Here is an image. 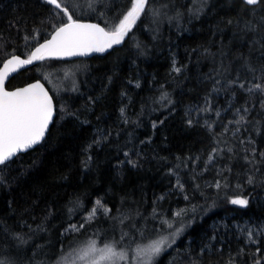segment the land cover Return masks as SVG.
<instances>
[{"label":"trees","instance_id":"obj_1","mask_svg":"<svg viewBox=\"0 0 264 264\" xmlns=\"http://www.w3.org/2000/svg\"><path fill=\"white\" fill-rule=\"evenodd\" d=\"M89 3L65 6L74 19L104 26L130 7V0ZM150 4L159 15L146 9L122 46L88 58L44 60L8 81L15 88L43 80L56 117L42 143L0 166V259L64 264L92 239L98 247L119 242L131 259L137 245L171 231L164 230L161 213L171 220L195 205L197 211L183 217L190 226L154 264H264V242L257 253L217 222L264 221V96L245 91L256 82L245 63L257 76L264 67V0L255 6L243 0ZM58 11L46 0H0V61L27 56L48 38L66 22ZM164 92L168 97L161 100ZM194 106L227 107L236 120L240 109L246 122L212 127L194 116ZM213 149L222 151L208 163ZM217 181L226 187L216 189ZM236 195L248 198L247 207L229 203ZM98 199L111 211L98 209L86 222Z\"/></svg>","mask_w":264,"mask_h":264},{"label":"snow or ice","instance_id":"obj_2","mask_svg":"<svg viewBox=\"0 0 264 264\" xmlns=\"http://www.w3.org/2000/svg\"><path fill=\"white\" fill-rule=\"evenodd\" d=\"M46 2L60 10L56 15L63 14L66 16V22H62L59 26L54 27L51 39H46L43 43H40L27 55V58L22 59L20 56L13 54L10 59L0 61L3 64V67L0 68V166L8 165L13 157L39 144L45 137L55 111L53 97L49 95L48 90L39 81L24 88H18L13 91L7 90L4 85L11 72L25 65H30L34 61L82 56L94 52L104 53L116 45H121L125 41V37L132 31L146 9L153 16L159 15L158 10H154L151 7L150 0H130V7L120 13L117 22L101 26L98 23H84L79 19H74L72 13L69 12V7L65 6V4H70V0H63V2L62 0H46ZM102 2L103 0H90L89 7H92L93 3ZM202 2L206 3V0H202ZM243 2L247 5L255 6L259 5L261 0H243ZM99 15L103 17L104 13H100ZM262 22H264V18H262ZM247 27L251 31L256 30L255 25H251L250 23ZM32 38L35 39V37ZM245 66L256 79V82L250 83L245 91L249 94L259 93L264 96V82H261L264 79V67L260 69L261 75L257 76L255 68L247 64V62ZM174 71L179 73L181 69L174 67ZM229 83H236V81H229ZM238 86L242 89L244 88L243 83H240ZM167 97L168 93L164 92L160 99L165 100ZM260 106L264 108V101L261 102ZM207 110H210V108L204 109V111ZM243 111L247 114L249 110L245 107ZM123 113L124 109H121V114L123 115ZM236 113L238 119L230 123H235L236 125L245 123L246 115H242L240 109H237ZM188 123L191 125L192 120L189 119ZM155 126L154 123L153 127ZM218 151L222 150L213 149V152L209 154L208 163L212 162L214 155ZM228 151L231 152L232 149H228ZM260 155L264 157V153H260ZM252 156H255L254 149ZM245 158L248 159L247 156ZM249 163H255L254 159L249 160ZM133 166H135L134 163ZM0 172H2V168H0ZM4 182V176L0 175V184ZM247 182L248 184H253L254 178L249 176ZM177 187L183 190L179 177H177ZM214 187L219 190L222 187H226V185H222L217 181ZM160 199H163V197H160ZM185 199H188V197L185 196ZM229 203L240 207H247L249 200L242 195H236L229 200ZM95 205L86 217V222H90L95 218L98 208L104 214L111 211L99 199L95 201ZM196 211L197 206L195 205L191 206V208L180 209L174 213L171 220L163 218V214L161 213L162 219L160 222L164 226V230L171 231L168 234L161 232L158 238L151 240L147 245H137L134 250L136 264H154L155 258L166 248H170L184 228L190 226L191 221L189 220L186 223L183 217L187 216L189 212L195 213ZM177 221L179 222L178 227L176 226ZM79 227L82 228L83 225ZM70 228L73 231L79 230L76 225H71ZM253 231L252 229L247 231V238L249 241L256 242L253 238ZM258 231H264V229ZM16 238L21 244L27 243V240L20 234H17ZM122 241L123 236L121 237ZM118 243L113 241L105 243L103 247H98L97 240L92 239L86 247L80 250L77 259L85 261L86 264H119L120 261L127 260L128 256L123 248L118 250ZM259 251V248H257V253ZM0 264H10V262L0 259ZM64 264H76V261L68 257L65 258ZM229 264H233V262L230 261ZM254 264H260V260L257 259Z\"/></svg>","mask_w":264,"mask_h":264},{"label":"rangeland","instance_id":"obj_3","mask_svg":"<svg viewBox=\"0 0 264 264\" xmlns=\"http://www.w3.org/2000/svg\"><path fill=\"white\" fill-rule=\"evenodd\" d=\"M206 108L207 107L201 108L200 106H194L193 108H191V111H193V114L196 118L202 119L203 121L207 122V124H209L212 127H214L216 124H223V125L229 126V122H233L236 120L234 118L233 113L227 110V107L224 108L220 106L216 110H213L212 107H208L210 108V110L204 111V109ZM217 113H219V115H217ZM217 222L222 224L225 228H229L232 231L235 230L236 232H238L240 234V236H238V239L243 236L246 239L247 243L253 246L256 252H257V248H259V250L261 249L260 246L264 242V231H258V230L264 229V221H259V220L256 221L253 219H246L242 221H231V220L229 221L225 218V220H219ZM249 229L254 230L253 238H254V241L256 242H252L248 240L247 231ZM216 237H217V234L214 235L213 239H215ZM175 242H176V239H175ZM174 246H175V243L172 244L170 248ZM170 248H166V250H169ZM79 253L80 251L76 253V255L75 253L71 254L69 257L73 258V260L76 261V264H86L85 261H81L77 259V256L79 255ZM119 264H136L135 253L131 254V259H127L123 262L120 261Z\"/></svg>","mask_w":264,"mask_h":264},{"label":"water","instance_id":"obj_4","mask_svg":"<svg viewBox=\"0 0 264 264\" xmlns=\"http://www.w3.org/2000/svg\"><path fill=\"white\" fill-rule=\"evenodd\" d=\"M79 20H81V21L84 22V23H98V24H101V23L96 22V21H93V20H82V19H79ZM101 26H104V25L101 24ZM53 31H54V30H53ZM52 33H53V32H52ZM52 33H51V35H52ZM51 35H50L48 38H46V39H51ZM129 35H130V33L128 34L127 37H125V41L128 39ZM46 39H45V40H46ZM45 40L41 41L40 43H43ZM125 41H124V42H125ZM124 42H123L121 45H116V46H114L113 48H115V47H119V46H122V45L124 44ZM40 43H38L35 47H37ZM35 47L32 49V51L35 49ZM113 48H112V49H113ZM112 49H110V50H112ZM110 50H108V51H106V52H104V53H95V52H94V53H90V54H88V55L73 56V57H64V58H58V59H61V60H68V59L79 58V57L88 58V57H92V56L97 55V54H100V55H102V54H106V53L109 52ZM14 55H18V56H20L22 59L27 58V56H23V55H20V54H14ZM10 58H11V56H9L7 59H10ZM7 59H6V60H7ZM6 60H5V61H6ZM38 62H41V61H34V62H33L32 64H30V65H25V66H23V67L18 68V69H17L16 71H14V72H11V73L9 74L8 79L5 81V85H4L5 88H6L7 90H9V91H13V90L18 89V88H24V87H27L28 85L33 84V83H36L37 81H39L41 84L44 85L45 89L48 90L49 95H51V96L53 97V94L51 93V91H50V89L48 88V86L45 84V82H44L43 80H41V79H39V78H38V79H35V80H33V81H30V82H28V83H26V84H24V85H22V86L15 87V88H8V87H7V83H8V81L12 78V76H13L14 74H16L17 72H19L20 70H23V69H25V68L31 67V66L37 64ZM2 67H3V64H1L0 68H2ZM53 103H54V105H55V111H54V114H53V119H52V122L50 123V125H49V127H48V130H47V132H46V134H45L44 139H43L40 143H42V142L45 140V138L47 137V134H48V132H49V130H50V128H51V126H52L54 120H55V117H56V103H55L54 97H53ZM40 143H39V144H40ZM39 144H37V145H35L34 147L28 149L27 151H29V150L35 148V147L38 146ZM24 152H26V151H24ZM21 153H23V152H21ZM13 158H15V157H13Z\"/></svg>","mask_w":264,"mask_h":264},{"label":"bare ground","instance_id":"obj_5","mask_svg":"<svg viewBox=\"0 0 264 264\" xmlns=\"http://www.w3.org/2000/svg\"><path fill=\"white\" fill-rule=\"evenodd\" d=\"M52 60V59H51Z\"/></svg>","mask_w":264,"mask_h":264}]
</instances>
